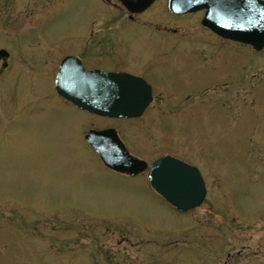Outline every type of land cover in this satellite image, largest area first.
Segmentation results:
<instances>
[{
  "label": "rangeland",
  "instance_id": "1",
  "mask_svg": "<svg viewBox=\"0 0 264 264\" xmlns=\"http://www.w3.org/2000/svg\"><path fill=\"white\" fill-rule=\"evenodd\" d=\"M97 6L0 0V49L9 53L0 64V264H214L218 247L254 245L264 235V50L210 35L202 13L152 9L138 21L176 23L185 35L162 51L170 38L150 28L117 35L159 86L141 117L102 118L54 88L61 56L89 21L125 20ZM152 52L177 56L148 64ZM252 121L261 126L251 141ZM107 128L149 162L171 153L195 165L207 187L202 205L179 212L147 187L148 171L106 168L84 132Z\"/></svg>",
  "mask_w": 264,
  "mask_h": 264
},
{
  "label": "water",
  "instance_id": "2",
  "mask_svg": "<svg viewBox=\"0 0 264 264\" xmlns=\"http://www.w3.org/2000/svg\"><path fill=\"white\" fill-rule=\"evenodd\" d=\"M152 0H139L125 5L141 11ZM169 8L176 13L206 9L201 22L224 38L264 47V0H170ZM4 51H0V55ZM55 86L58 93L77 108L109 117L142 115L152 99L150 86L126 73L85 70L80 60H62ZM85 139L109 168L132 175L144 171L146 161L134 157L114 128L89 129ZM152 188L179 211L198 207L206 196L200 171L172 155H162L150 168Z\"/></svg>",
  "mask_w": 264,
  "mask_h": 264
},
{
  "label": "flooded vegetation",
  "instance_id": "3",
  "mask_svg": "<svg viewBox=\"0 0 264 264\" xmlns=\"http://www.w3.org/2000/svg\"><path fill=\"white\" fill-rule=\"evenodd\" d=\"M129 2H134V0H125ZM168 0H154L150 6H148L145 10H143L140 13L130 12L128 8L123 5L124 3L121 0H98V6L97 8H109V11H120L125 15V20L121 21H113L111 23L105 24L102 27H99V23L97 21H89V26L87 29V36L84 37V39L81 40V43L75 45H70L68 48L69 51L67 53H64L60 59L64 58L67 55H73L78 58H80L85 66V68L89 69H104V70H111V71H123L127 72L136 76H140L145 78L150 85H152L153 91L157 86V82H152L149 77L146 76V72L149 71L150 66L144 64H139L137 60L133 57L126 56L127 52L131 49L129 43H121L122 38L117 37L119 34H123L126 31H134L137 33L138 27L140 25L145 28H150L158 35H162L164 38L169 37L170 40L165 38L166 41H169L166 43L162 48H160V51L164 50L168 46H175L174 42L176 41L178 35L182 37L185 35L184 32H180V30L183 28L180 25H177L176 23H154L153 21H149L148 19H145L142 22H139L138 20L141 19L142 15L144 13H149L152 9H161L162 12L176 16V17H185L186 15H176L168 10L167 6ZM112 8V9H111ZM202 12V15L204 14V10L197 11ZM121 13V14H122ZM91 24V25H90ZM133 28V29H130ZM205 31L207 30L210 35L214 36V32H212L210 29L202 27ZM109 30V32L105 31ZM104 34L103 37H100L101 33ZM114 34V35H113ZM175 39H173L174 37ZM179 40V39H177ZM174 43V44H173ZM180 45V44H179ZM184 45H182L183 50ZM179 47L174 49V51L178 50ZM181 49V48H180ZM184 51V50H183ZM156 52V51H155ZM185 52V51H184ZM119 53L125 56H120ZM91 55L90 57H86V55ZM170 54V53H169ZM175 55L174 53H172ZM151 61H148V64H151L152 62L157 61V59L162 58V54H154L152 52L151 54ZM173 55L169 56H163L164 59L172 58ZM177 56V55H175ZM9 59V55L3 56L0 59V63L6 65L7 61ZM177 59V57H176ZM175 59V60H176ZM92 60L93 63L89 64ZM180 61V60H177ZM104 62V63H102ZM261 126L258 123H255L252 121L249 125H247V130L244 134L245 137H247L248 140L253 139V135L255 133H251L252 131L258 130V127ZM264 133V132H263ZM261 135V134H260ZM260 209L259 211H261ZM236 213V217L240 218H248L250 216H245L237 213V211L234 209ZM259 211L255 215L259 216ZM259 214V215H258ZM254 215V216H255ZM233 216V217H235ZM252 217V216H251ZM264 235L260 237V239H257L254 241V245L250 244H242V245H234V246H221L218 247L214 251V264H264V244L261 243V240L263 239Z\"/></svg>",
  "mask_w": 264,
  "mask_h": 264
}]
</instances>
